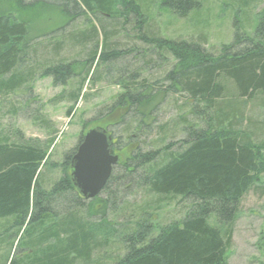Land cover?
Wrapping results in <instances>:
<instances>
[{
  "label": "trees",
  "instance_id": "trees-1",
  "mask_svg": "<svg viewBox=\"0 0 264 264\" xmlns=\"http://www.w3.org/2000/svg\"><path fill=\"white\" fill-rule=\"evenodd\" d=\"M8 1L18 13L58 9L71 20L87 15L96 20L97 26H92L90 31L77 36L60 35L52 45L51 54L56 58L66 43L83 46L91 42L90 51L83 60H57L39 66L40 77L51 78L54 86H66L70 80L82 76L80 87L76 89L78 93L74 91L70 95L74 100L78 99L85 79L94 74L98 65L124 56L122 51L108 50L107 33L101 23L117 19L115 21L122 20L126 24L133 16L136 29L141 31L145 24L136 0ZM241 4L247 7V0H241ZM161 5L183 17L198 3L161 0ZM234 19L233 40L222 45L218 54L209 53L202 42L151 37L148 32L142 34L141 42L169 54L173 64L162 79L151 83L137 82L134 79L138 73L134 72L128 78L132 82L123 81L121 92L104 110L106 117L101 121L110 118L111 122L93 127L108 130L125 120L134 125L127 144L112 137L110 153L122 152L124 159L118 155L120 161L113 167L100 194H107L112 182L122 178L130 179L128 182L151 193L182 196L194 202L180 222L168 225L156 235L151 234L152 227L145 221L131 234H123L120 238L125 255L116 264H226L231 240L228 230L237 207L264 173V142L254 143L243 131L234 130L231 122L236 120L235 115L230 117L225 113L233 107V99L264 97V17L253 37L241 32L237 18ZM100 35L102 39L98 42ZM108 35L112 37L114 32L111 30ZM31 42L26 21L17 15L0 12V91L13 92L27 83V77L19 71L26 67V59L35 53L36 45ZM9 74L8 79L3 80ZM160 95L185 96L191 103L190 114L202 123L183 125L180 149L166 155L162 152L170 150L171 144L143 152L139 140L153 130ZM226 98H230L229 101L225 102ZM17 137H21L19 132L15 133L13 142L10 135L0 138V220H14L17 246L22 235L32 227V239L20 245L21 248L31 247L32 254L8 264H24L27 259L26 264H89L92 253L101 247L102 235L108 232L113 236L115 232L112 228L106 229L108 225L102 221L91 223L86 218L102 214L106 202L115 208L112 193L107 195L110 200L100 203L94 210L89 208L87 202L92 203L94 199L81 198L70 179V161L74 153L64 156L61 178L48 190L44 189L41 170L47 145ZM118 170L123 171L125 178L117 177L115 171ZM210 219L219 227L210 224Z\"/></svg>",
  "mask_w": 264,
  "mask_h": 264
},
{
  "label": "rangeland",
  "instance_id": "rangeland-1",
  "mask_svg": "<svg viewBox=\"0 0 264 264\" xmlns=\"http://www.w3.org/2000/svg\"><path fill=\"white\" fill-rule=\"evenodd\" d=\"M29 1L25 0L26 3ZM136 1L145 18L143 29H136L133 16L128 18L126 24L122 20L115 21L117 19L101 23L107 33L108 50L122 51L124 56L108 64H97L94 74L85 79L78 99L74 100L70 95L74 91L78 93L76 89L80 87L82 76L70 80L66 86H54L52 79L40 77L38 70L42 65L57 60H83L90 51L91 42L83 46L66 43L56 58L51 54L52 45L60 35L72 33L77 36L90 31L92 26H97L96 20L90 15L71 20L58 9L18 13L11 2L0 0V12L17 15V18L26 21L29 40L36 45L34 55L26 59V67L19 71L24 78L27 77V83L13 92L0 91V138L10 135L13 142L15 133L19 132L21 137L16 139L38 140L47 145L46 160L41 170L42 187L46 190L61 178L63 158L67 153H74L83 134L95 126L111 122L110 118L101 119L106 117L104 110L121 92L123 81L132 82L128 78L134 72L138 73L134 80L139 83L143 80L147 83L160 80L173 64L174 60L169 54L141 42L139 37L142 34L148 32L147 35L151 37L202 42L209 53L218 54L222 45H228L233 40L234 18H237L240 31L253 37L259 21L264 17V0H247L245 8L241 0H194L198 3L197 7L183 17L161 5V0ZM113 22L115 25L111 26ZM111 30L114 32L112 37L108 35ZM99 39L101 41V35L98 42ZM9 76L3 77V80ZM158 100L160 105L154 115L153 130L139 140L143 152L171 144L173 147L170 150L162 152V155H166L180 149V142L184 138L183 125L202 123L190 114L191 103L185 96L160 95ZM231 103L233 107L225 113H229L230 117L235 115L232 128L243 131L254 143L264 142V97L233 99ZM133 126L129 120H125L123 124L105 129L113 138H120L123 144H127ZM115 154L124 159L122 152ZM115 174L125 178L123 171H115ZM129 180L120 178L112 182L108 192L112 193L115 208L106 202L110 200L108 192L100 194L92 203L87 202L93 210L106 202L102 214L88 215L90 218L86 220L91 223L102 221L110 226H106V229L112 228L115 232L113 236H109L108 232L102 235L99 240L101 247L92 253L89 264H116L125 255L120 238L123 234H131L137 225L145 221L152 227L151 234L156 235L168 225L180 222L194 205L191 199L151 193ZM13 222L11 218L0 220V264H8L13 259L20 260L32 254L31 247H20L32 239V227L22 235L17 246L14 233L17 227ZM209 222L219 227L214 219ZM228 231L231 240L226 264H264V173L260 182L255 183L241 198ZM26 262L29 260L23 263Z\"/></svg>",
  "mask_w": 264,
  "mask_h": 264
},
{
  "label": "water",
  "instance_id": "water-1",
  "mask_svg": "<svg viewBox=\"0 0 264 264\" xmlns=\"http://www.w3.org/2000/svg\"><path fill=\"white\" fill-rule=\"evenodd\" d=\"M112 136L106 129L87 130L70 161V179L77 193L86 201L93 200L104 189L113 167L120 158L110 153Z\"/></svg>",
  "mask_w": 264,
  "mask_h": 264
},
{
  "label": "flooded vegetation",
  "instance_id": "flooded-vegetation-1",
  "mask_svg": "<svg viewBox=\"0 0 264 264\" xmlns=\"http://www.w3.org/2000/svg\"><path fill=\"white\" fill-rule=\"evenodd\" d=\"M112 142H113V140H112Z\"/></svg>",
  "mask_w": 264,
  "mask_h": 264
}]
</instances>
